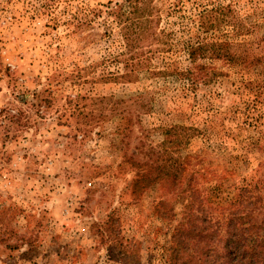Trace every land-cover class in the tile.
<instances>
[{
    "label": "rangeland",
    "instance_id": "rangeland-1",
    "mask_svg": "<svg viewBox=\"0 0 264 264\" xmlns=\"http://www.w3.org/2000/svg\"><path fill=\"white\" fill-rule=\"evenodd\" d=\"M142 6L0 0V264H167L179 199L131 189L140 163L158 150L184 159L180 179L231 182L264 153V0ZM203 40L241 45L189 83L185 44ZM173 126L194 130L174 147Z\"/></svg>",
    "mask_w": 264,
    "mask_h": 264
},
{
    "label": "trees",
    "instance_id": "trees-1",
    "mask_svg": "<svg viewBox=\"0 0 264 264\" xmlns=\"http://www.w3.org/2000/svg\"><path fill=\"white\" fill-rule=\"evenodd\" d=\"M137 1L144 6L147 0ZM139 18L141 16H137L136 20ZM131 25L132 21L129 20L125 26L127 31L123 34L127 48L122 54L127 59L139 55L128 43ZM240 45L228 40L186 43L190 67L180 71L181 78L196 83L203 60L226 56L231 61V49ZM259 117V113L254 117L256 128L263 124ZM189 129L194 130L192 127H171L172 138L166 142L177 147ZM259 130L262 137L255 146L261 152L264 150V130ZM163 154L157 150L146 157L147 160L140 163V172H135V179L129 183V187L139 190L145 184H157L160 181L165 186L162 189L168 199H179V210L175 211L169 204L162 212L163 218L169 216L172 224H169L167 264H264V153L258 157L253 172L231 182L226 175L220 174L198 182L194 176L198 173L196 168L180 179L184 159L167 155L163 157ZM203 162L197 160L192 166L200 167ZM219 167L228 173L225 168ZM202 169L208 168L205 166ZM199 175L204 176V173ZM219 188H222L223 194L217 192ZM163 196L157 198L164 201Z\"/></svg>",
    "mask_w": 264,
    "mask_h": 264
}]
</instances>
